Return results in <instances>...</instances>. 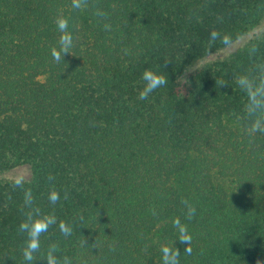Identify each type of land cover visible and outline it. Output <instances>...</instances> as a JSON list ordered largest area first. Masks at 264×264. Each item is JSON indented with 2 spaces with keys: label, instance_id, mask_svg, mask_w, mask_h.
Returning a JSON list of instances; mask_svg holds the SVG:
<instances>
[{
  "label": "trees",
  "instance_id": "1",
  "mask_svg": "<svg viewBox=\"0 0 264 264\" xmlns=\"http://www.w3.org/2000/svg\"><path fill=\"white\" fill-rule=\"evenodd\" d=\"M58 15L74 40L60 62ZM212 30L253 35L210 60L228 47H209ZM160 66L167 86L140 100ZM242 76L264 81V0H0V264H27L30 209L5 175L19 167L34 207L72 227H50L33 264L51 246L60 264H162L177 218L192 250L175 244L180 264H264V132L248 134L264 110L249 115Z\"/></svg>",
  "mask_w": 264,
  "mask_h": 264
},
{
  "label": "clouds",
  "instance_id": "2",
  "mask_svg": "<svg viewBox=\"0 0 264 264\" xmlns=\"http://www.w3.org/2000/svg\"><path fill=\"white\" fill-rule=\"evenodd\" d=\"M87 3V0H71V7L75 10H80ZM95 15L101 18L102 21L107 20L108 14L104 11L97 10ZM58 31L60 32V37L58 41V47H53L51 49V55L56 62L64 61L66 54H70V49L74 46L73 35L69 31V21L63 15H58L55 20ZM104 29L106 31L111 30V24L104 23ZM219 40L225 46L231 44V40L228 36H222L220 32L212 30L209 33V47L211 48L214 43ZM169 61L165 60L164 67L167 66ZM162 71H153L152 69H145L142 73L143 87L139 92V99L146 100L152 95L156 90L161 87H165L168 84V78L163 71L162 66H160ZM226 85L221 82L220 86ZM238 87L243 90L248 96L249 104V115H255L258 110H264V81L260 83H254L247 77H240L237 80ZM256 132H264V118L255 119L251 128L248 130L249 136ZM53 176L49 175L48 179H52ZM27 183L25 178H17L13 182V187L23 190V203L30 209L28 213L25 214L24 220L19 225V231L26 234V244L23 248V257L27 264H33L35 259L34 254L39 253L41 249V236L48 232L49 228L57 225L59 231L68 237L72 234V227L64 221L57 220L54 214H44L38 207H34L35 198L31 188L25 187ZM48 202L51 205H56L60 199V192L53 186L50 188L47 195ZM64 199H68V192L65 190ZM185 207V215L188 220H191L196 215V208L189 201H182ZM157 213L153 210V215ZM82 220L83 218L80 217ZM174 226L177 228L178 236L177 242L185 244L186 247L184 252L191 254V236L188 234L187 227L182 225L180 220L177 218L174 220ZM171 247L164 246L161 248V260L162 264H180V250L175 246ZM56 247L51 246L47 252L44 259L46 264H60L54 253L56 252ZM64 264H72L68 259H65ZM257 264H261L257 261Z\"/></svg>",
  "mask_w": 264,
  "mask_h": 264
},
{
  "label": "rangeland",
  "instance_id": "3",
  "mask_svg": "<svg viewBox=\"0 0 264 264\" xmlns=\"http://www.w3.org/2000/svg\"><path fill=\"white\" fill-rule=\"evenodd\" d=\"M252 35L253 34L246 36L245 38H242L241 40L237 41L236 43L231 44L230 46H228L224 50L220 51L219 53L211 56L209 59L213 60V59H217V58H222V57H225V56L233 53L234 51L239 49L241 46H243L245 44V42L252 37ZM5 175L8 179L16 180L17 178H21V177L27 179L30 175V170L28 167H19V168H16V169L6 173Z\"/></svg>",
  "mask_w": 264,
  "mask_h": 264
}]
</instances>
